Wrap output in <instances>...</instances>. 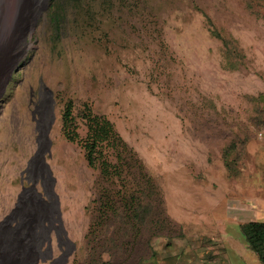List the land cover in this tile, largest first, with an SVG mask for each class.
<instances>
[{"label":"rangeland","instance_id":"rangeland-1","mask_svg":"<svg viewBox=\"0 0 264 264\" xmlns=\"http://www.w3.org/2000/svg\"><path fill=\"white\" fill-rule=\"evenodd\" d=\"M30 24L0 90V264H93L99 171L63 134L69 101L80 137L88 104L162 190L161 233L112 264H262L239 212L264 143V0H37Z\"/></svg>","mask_w":264,"mask_h":264},{"label":"trees","instance_id":"trees-1","mask_svg":"<svg viewBox=\"0 0 264 264\" xmlns=\"http://www.w3.org/2000/svg\"><path fill=\"white\" fill-rule=\"evenodd\" d=\"M79 117L87 128L85 137H80L72 101L67 102L63 134L81 145L89 166L99 171L88 239L90 257L93 264H112L117 256L133 248L144 226H149L151 237L161 233L164 198L160 184L114 122L95 113L88 104ZM242 231L248 247L264 264V222H246ZM104 255L109 260H104Z\"/></svg>","mask_w":264,"mask_h":264},{"label":"bare ground","instance_id":"bare-ground-1","mask_svg":"<svg viewBox=\"0 0 264 264\" xmlns=\"http://www.w3.org/2000/svg\"><path fill=\"white\" fill-rule=\"evenodd\" d=\"M36 2L0 0V90L21 52V43L30 29Z\"/></svg>","mask_w":264,"mask_h":264},{"label":"crops","instance_id":"crops-1","mask_svg":"<svg viewBox=\"0 0 264 264\" xmlns=\"http://www.w3.org/2000/svg\"><path fill=\"white\" fill-rule=\"evenodd\" d=\"M256 151H258V156L253 182L252 205L242 207L244 211L239 213L244 219H249V221L264 222V143ZM240 205L242 204L240 203ZM238 218L239 216L228 217L227 219L238 221Z\"/></svg>","mask_w":264,"mask_h":264},{"label":"built area","instance_id":"built-area-1","mask_svg":"<svg viewBox=\"0 0 264 264\" xmlns=\"http://www.w3.org/2000/svg\"><path fill=\"white\" fill-rule=\"evenodd\" d=\"M259 136H260L261 138H264V126L260 129V131H259Z\"/></svg>","mask_w":264,"mask_h":264}]
</instances>
